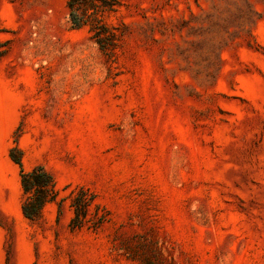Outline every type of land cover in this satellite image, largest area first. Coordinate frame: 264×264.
Here are the masks:
<instances>
[{
    "label": "rangeland",
    "instance_id": "obj_1",
    "mask_svg": "<svg viewBox=\"0 0 264 264\" xmlns=\"http://www.w3.org/2000/svg\"><path fill=\"white\" fill-rule=\"evenodd\" d=\"M66 1L0 0V264H264V0H126L110 57Z\"/></svg>",
    "mask_w": 264,
    "mask_h": 264
},
{
    "label": "trees",
    "instance_id": "obj_2",
    "mask_svg": "<svg viewBox=\"0 0 264 264\" xmlns=\"http://www.w3.org/2000/svg\"><path fill=\"white\" fill-rule=\"evenodd\" d=\"M126 6V0L66 1L71 26L75 29L87 28L90 41L107 57L113 55L120 47L124 27L123 24L114 25L108 20ZM9 156L20 170V184L25 196L21 206L23 216L31 222L36 221L48 203H57L60 211L62 200L58 197L52 176L41 167L25 172L22 167V153L17 147L11 149ZM91 205L92 198H88L82 190L73 197L70 206L73 217L69 224L72 230L81 229L86 225ZM101 223L102 220L98 225Z\"/></svg>",
    "mask_w": 264,
    "mask_h": 264
}]
</instances>
